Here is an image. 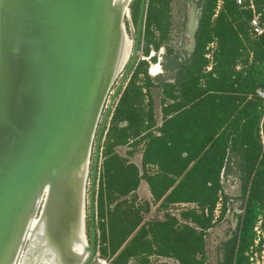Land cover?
<instances>
[{"label":"trees","instance_id":"16d2710c","mask_svg":"<svg viewBox=\"0 0 264 264\" xmlns=\"http://www.w3.org/2000/svg\"><path fill=\"white\" fill-rule=\"evenodd\" d=\"M217 1H197L193 48L186 57L173 55L165 44L172 0L145 1L139 50L147 58L165 49L162 68L169 75L151 78L148 68L156 57L138 59L101 135L100 142L106 131L93 212L96 248L107 264H168L151 258L204 264L206 235L233 210L232 197L224 193L223 179L229 177L239 185L241 205L235 229L217 248L218 264H250L255 228L264 216V103L256 95L264 88V35L249 36L252 13L235 0H221L216 15ZM253 2L264 24V0ZM140 3L135 0L130 7L136 27ZM155 96L161 106L159 127ZM141 144L142 165L156 167L153 174L141 176L116 152ZM143 178L153 204L163 197L159 209L185 207L177 216L145 220L150 205L138 204L136 195ZM219 194L222 208L214 221ZM258 245L264 252L262 240Z\"/></svg>","mask_w":264,"mask_h":264},{"label":"water","instance_id":"95a60500","mask_svg":"<svg viewBox=\"0 0 264 264\" xmlns=\"http://www.w3.org/2000/svg\"><path fill=\"white\" fill-rule=\"evenodd\" d=\"M145 1L132 55L117 72L126 48L125 14L114 0H0V264L19 262L42 198L90 158L107 95L127 65L117 95L138 61ZM109 113L110 108L96 135L90 246L82 264H107L96 249L93 192ZM238 216L232 211V225Z\"/></svg>","mask_w":264,"mask_h":264},{"label":"rangeland","instance_id":"374dc122","mask_svg":"<svg viewBox=\"0 0 264 264\" xmlns=\"http://www.w3.org/2000/svg\"><path fill=\"white\" fill-rule=\"evenodd\" d=\"M135 0H131L129 2V12L126 17H124L123 23H124V33H126L128 39L131 41V48L134 45L135 38H136V31L137 27L132 21V15H131V9L130 7L132 6L133 2ZM198 0H172L170 4V29H169V34H168V39L166 41V47L170 48L173 51V55H179L180 57H186L188 54L192 51L193 45H192V33L191 30L195 29L196 26V21L199 16V9L197 8V3ZM126 30V31H125ZM132 55V49L131 53ZM156 57V63L154 65H157L158 68L152 72V64L150 62L149 68H148V74L151 76V78H156L157 76H167L169 73H166V71L162 68L164 64H166L165 56H166V50L161 48L157 53H154L153 51L150 52L149 56L147 58H144L142 55V50H139V55L138 59H145L149 60L150 57ZM127 65L124 67L123 71L120 73L116 81L114 82L113 86L111 87L106 101L103 106V110L100 116V120L98 123V127L96 130L95 138L93 141L91 153H90V164L88 165V174H87V182L85 186V205H84V233H85V239L87 241V244L90 246V230H89V194H90V189H91V176H92V166H93V158H94V152L96 148V135L97 131L101 125V122L103 120V117L105 115V112L108 108H110V114L114 110V107L117 103L118 97H114L115 91L117 86L120 83V80L125 72ZM129 77L126 78L123 86L127 84V80ZM155 92V91H154ZM155 109L157 113V117H160L159 115V101L158 97L155 96ZM108 116L105 128L107 130L109 126V120L110 117ZM106 131L102 136V142L104 140ZM102 142H100L99 147H102ZM124 149L121 150V153L123 154ZM101 151L102 148L99 149V159H98V165H97V171H96V178H95V189H97L98 186V176H99V170H100V165H101ZM224 193L231 196L233 199V202L230 203V207L233 210H236L238 212L239 206L241 205L240 201L238 198L240 197V189L239 185L236 181L235 178L229 177L225 182H224ZM222 195L219 194L220 201L218 200L220 211L222 208ZM44 201V197L42 198V201L40 203V208L38 209L36 215L30 218V222L28 223V229L27 232L25 233V236H23V242L21 245V249L23 247L19 262L17 264H47L46 263V255L44 256V249L42 245V240L40 238V229L42 228L44 224V218H40L41 214V208L43 209L42 204ZM157 207H151L150 213L144 217L145 220H162L163 215L161 212H158ZM219 211V212H220ZM174 212V213H173ZM172 214L177 215L176 211L172 210ZM95 214V212H94ZM219 217V215H218ZM215 218L216 219L218 218ZM43 219V220H42ZM231 215L228 216L227 221L223 222H218L213 229L206 235L205 241H206V253H205V263L204 264H218L220 261V254H218L217 248L220 245L221 242L226 240L228 236H230V233L235 229V224L232 225L230 223ZM41 220V221H40ZM40 221V222H39ZM95 216H94V222H95ZM41 223V225H40ZM96 224V223H95ZM39 225V226H38ZM41 227V228H40ZM37 228V229H36ZM257 232L256 236L259 237L260 240H263L264 236V216L259 218V221L256 225ZM34 229V230H33ZM44 234L47 236L49 235V232H46V225L43 227ZM29 231V233H28ZM32 231V232H31ZM38 232V233H37ZM36 233V234H35ZM35 234V235H34ZM33 236V237H32ZM36 238H35V237ZM50 237V235H49ZM32 238V239H31ZM35 239V240H33ZM34 241V242H33ZM37 245H36V243ZM39 242V244H38ZM257 245L255 244V247L253 248V254L251 255L250 258V264H263L264 263V254L262 251H259V240L256 238ZM24 244V246H23ZM264 248V245L263 247ZM97 253L98 257L100 258V254ZM43 251V252H42ZM43 255H42V254ZM40 254V255H39ZM38 255V256H37ZM219 255V256H218ZM43 256V258H42ZM41 258V259H40ZM48 259V258H47ZM101 259V258H100ZM152 261H154V258H151ZM157 262L159 259H155ZM168 264H174L172 261Z\"/></svg>","mask_w":264,"mask_h":264},{"label":"bare ground","instance_id":"6f19581e","mask_svg":"<svg viewBox=\"0 0 264 264\" xmlns=\"http://www.w3.org/2000/svg\"><path fill=\"white\" fill-rule=\"evenodd\" d=\"M114 1L121 6V10H123L125 14L124 17H126L128 14L127 7L131 0ZM120 16L121 15H119V17ZM124 38L126 48L124 54L118 58L120 66L117 72H120L131 53L132 45L126 33H124ZM115 62L116 61L114 60V63ZM155 69L156 66L153 65L152 72H154ZM89 164L90 158L88 159V157H86L81 166L78 165L72 167L71 170L69 169L64 176V180L58 184L52 196L43 201L42 218H45L42 228L40 227L39 239L42 240L44 249V252H42L44 253V256L46 255L48 258H45L47 264H82V262H85L88 258V256L86 257L88 244L87 241L86 244L84 242V204ZM79 182L80 187L77 188ZM47 191L48 190L46 189L44 192L46 193V197ZM78 192H80V194H78ZM45 225V231L49 232L48 234L50 237L49 235L47 236L44 234L43 227ZM99 264H102V262L100 261Z\"/></svg>","mask_w":264,"mask_h":264},{"label":"crops","instance_id":"0c3cea01","mask_svg":"<svg viewBox=\"0 0 264 264\" xmlns=\"http://www.w3.org/2000/svg\"><path fill=\"white\" fill-rule=\"evenodd\" d=\"M206 58H207V56H206ZM207 59L210 60L209 58H207ZM153 65H154V64H152V68H153ZM155 66H156V69H157L158 66H157V65H155ZM211 67H212V64H211V62H210V63L208 64V66L206 67L205 72H209V71L211 70ZM156 69H155V70H156ZM151 70H152V69H151ZM166 73H169V72L166 71ZM157 77H159V76H157ZM158 101H159V98H158ZM155 105H156V104H155ZM155 108H156V107H155ZM159 115H160V117H157V113H156V109H155V118H156V124H157L158 127L161 126V124H162V114H161V106H160V102H159ZM155 134L158 135V133H155ZM122 149H124V150H123V151H124L123 154L121 153V150H122ZM143 149H144L143 144H141V145L137 146L136 148L129 147V146L119 147V148L116 149V152H117L120 156H122V157L128 159L130 163H132L134 166H136V168H137L138 171H139V174H140L141 176H144V174H149V175H150V174H153L154 172H156L157 169H156V167H152V166H145V167H143V165H142V154H143ZM130 152H133V155H132V156L129 155ZM227 179H228V178H227ZM227 179H223V182H225ZM136 195H137V203H138V204L149 203V205H150V210H151V207H157L156 209H157L158 212H161V213H162V215H163V219H164V215H165L166 213L171 214V215H173V216H177L178 213H179L178 208L180 209L181 207H182V208L185 207V206H182V205H174V206L171 207L172 209H170L169 211H164V210H162V209H159L160 204H161V201L163 200V197L161 198V200H160L159 203H157V204H153V203H152V201H153V197H152V194H151V192H150V189H149L148 183H147V181L145 180V178H143V179L140 181L139 186H138V189L136 190ZM186 208H187V206H186ZM150 210H149V213H150ZM172 210L176 211L177 215L172 214V213H171ZM149 213L144 214V217H145L146 215H148ZM173 213H174V212H173ZM213 216H214V221H215V218H216V217H215V215H213ZM163 219H162V220H163ZM158 259H159L158 262H163V263H169V261H170V262L172 261V260H170V259H164V258H158ZM154 260H155V259H154ZM172 263H174V262L172 261ZM174 264H176V263H174Z\"/></svg>","mask_w":264,"mask_h":264},{"label":"built area","instance_id":"2783aa9c","mask_svg":"<svg viewBox=\"0 0 264 264\" xmlns=\"http://www.w3.org/2000/svg\"><path fill=\"white\" fill-rule=\"evenodd\" d=\"M235 2H236V5L240 9L248 10L252 13V18L248 22L249 36L251 38H258V37L263 36L264 35V24L261 22V16L259 13H257L253 0H235ZM221 7H222V1L218 0L217 5H216V10H215L216 15L220 11ZM211 48H212V46H211ZM207 58L210 59V55H207ZM256 95L264 103V88H260V89L256 90ZM219 201H220V199H219ZM219 211H220V207H219V204H217L216 208L214 210L215 217H218V215L220 213ZM255 232H257V228H255ZM257 239L259 240V242L261 241L259 239V237H257ZM262 239H263L262 241H263V245H264V236ZM255 244L257 245L256 241H255ZM263 245H262V247H263ZM262 253L264 254L263 251H262Z\"/></svg>","mask_w":264,"mask_h":264},{"label":"flooded vegetation","instance_id":"af4514ba","mask_svg":"<svg viewBox=\"0 0 264 264\" xmlns=\"http://www.w3.org/2000/svg\"><path fill=\"white\" fill-rule=\"evenodd\" d=\"M85 205V204H84ZM232 211H234V210H232ZM231 223V222H230ZM84 242H85V244H86V239H85V236H84Z\"/></svg>","mask_w":264,"mask_h":264}]
</instances>
